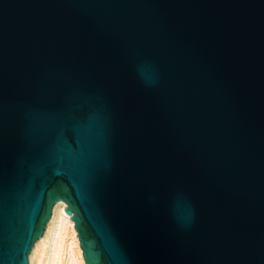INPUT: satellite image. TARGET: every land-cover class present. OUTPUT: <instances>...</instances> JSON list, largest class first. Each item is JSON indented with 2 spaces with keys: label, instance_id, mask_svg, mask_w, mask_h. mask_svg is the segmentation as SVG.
I'll use <instances>...</instances> for the list:
<instances>
[{
  "label": "water",
  "instance_id": "water-1",
  "mask_svg": "<svg viewBox=\"0 0 264 264\" xmlns=\"http://www.w3.org/2000/svg\"><path fill=\"white\" fill-rule=\"evenodd\" d=\"M59 201L85 264H264V0H0V264Z\"/></svg>",
  "mask_w": 264,
  "mask_h": 264
},
{
  "label": "bare ground",
  "instance_id": "bare-ground-1",
  "mask_svg": "<svg viewBox=\"0 0 264 264\" xmlns=\"http://www.w3.org/2000/svg\"><path fill=\"white\" fill-rule=\"evenodd\" d=\"M59 201L47 222L42 238L34 243L28 255L29 264H85L83 250L78 240L71 215Z\"/></svg>",
  "mask_w": 264,
  "mask_h": 264
}]
</instances>
